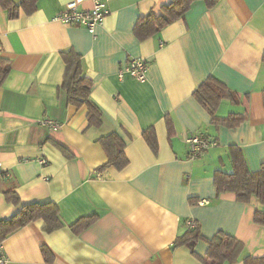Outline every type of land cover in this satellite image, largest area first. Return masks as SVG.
Returning <instances> with one entry per match:
<instances>
[{
    "label": "crops",
    "instance_id": "crops-1",
    "mask_svg": "<svg viewBox=\"0 0 264 264\" xmlns=\"http://www.w3.org/2000/svg\"><path fill=\"white\" fill-rule=\"evenodd\" d=\"M71 1L38 0L35 12L15 19L0 5V57L11 61L0 86V222L51 202L64 223L47 233L37 220L12 233L0 243L7 264H204L207 240L220 232L241 241L244 255L264 258V226L255 222L264 205L218 194L214 180L217 171L233 172L231 147L250 171L264 164V0H221L213 8L197 0L143 40L135 33L138 20L160 15L172 0H112L94 32L54 20ZM82 1V9L93 6ZM67 50L81 56L92 81L99 128L61 89ZM131 59L148 63L144 82L119 77ZM210 77L235 98L222 101L218 116L244 115L238 126L213 125L194 96ZM45 119L60 129L42 126ZM149 129L156 151L144 138ZM199 131L217 146L192 158L186 139ZM112 133L125 142L129 163L122 170L105 167L99 139ZM10 189L19 205L6 201ZM90 217L95 221L77 233L72 226ZM188 221L198 223L202 239L177 246Z\"/></svg>",
    "mask_w": 264,
    "mask_h": 264
},
{
    "label": "trees",
    "instance_id": "trees-1",
    "mask_svg": "<svg viewBox=\"0 0 264 264\" xmlns=\"http://www.w3.org/2000/svg\"><path fill=\"white\" fill-rule=\"evenodd\" d=\"M197 0H172L171 3L162 8V13L156 15L150 13L138 20L135 26V33L138 38L146 39L156 33L169 23L182 18L191 5ZM208 7L213 8L221 0H204ZM38 0H0V5L5 9L9 17L18 18L22 12L31 14L37 9ZM66 71L61 89L66 92L68 103L77 108L88 109V121L90 126L99 128L102 126V114L100 110L90 101L92 81L83 74L82 58L73 50L61 53ZM264 61V53H263ZM11 71V61L0 57V86L4 84ZM194 96L200 104L210 113L211 123L215 126H226L234 128L241 124L244 115H229L226 118L218 116V109L224 100H235L230 90L220 81L213 77L207 79L195 91ZM144 138L150 147L156 151L158 148L157 139L153 129L144 132ZM108 154V162L105 167L113 166L118 170L124 169L129 160L125 154V142L117 133H112L99 139ZM233 163V172L224 173L217 171L214 176L215 186L218 194L233 192L241 203H250L252 198H257L264 205V164L257 172H252L242 155L240 149L230 148ZM6 201L10 204L19 205L18 194L10 189L5 192ZM43 220L44 230L47 233L54 232L64 226L56 205L51 202L34 203L22 208L11 220L0 222V243L4 242L12 233L24 228L31 222ZM95 221L94 217L83 218L72 227L77 233L88 228ZM255 222L264 226V214L257 212ZM202 239L199 225L188 229L183 235L177 238L176 245L192 246ZM208 250L200 260L204 264H236L243 258L244 264H264V258H253L244 255L245 248L241 241L223 232L216 234L212 239L207 240ZM42 253L48 263L52 261V255L46 248Z\"/></svg>",
    "mask_w": 264,
    "mask_h": 264
},
{
    "label": "built area",
    "instance_id": "built-area-1",
    "mask_svg": "<svg viewBox=\"0 0 264 264\" xmlns=\"http://www.w3.org/2000/svg\"><path fill=\"white\" fill-rule=\"evenodd\" d=\"M112 0H92L93 6L90 9H82V0H73L68 3L64 10L58 13L54 20L61 22L67 27L81 26L94 32L97 26L102 25L106 17L111 13L110 2ZM148 71V63L143 59H131L129 63L119 72V77L123 78L129 75L134 79L144 82ZM42 126L47 127L53 131H58L61 125L51 119H45L41 122ZM186 142L190 149L192 158H197L205 152L217 146V141L204 134L203 132H196L190 135ZM40 163L45 164L44 160ZM2 164L0 162V172ZM201 204H208V201H200ZM188 229L195 227V221L187 222ZM0 264H7L6 256L3 253L2 245L0 244Z\"/></svg>",
    "mask_w": 264,
    "mask_h": 264
}]
</instances>
